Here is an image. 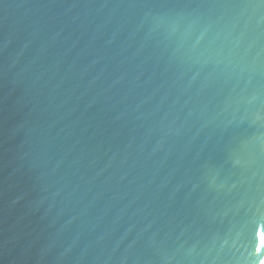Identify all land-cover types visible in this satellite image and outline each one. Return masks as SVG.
Returning a JSON list of instances; mask_svg holds the SVG:
<instances>
[{"label":"water","instance_id":"obj_1","mask_svg":"<svg viewBox=\"0 0 264 264\" xmlns=\"http://www.w3.org/2000/svg\"><path fill=\"white\" fill-rule=\"evenodd\" d=\"M264 0H0V264H262Z\"/></svg>","mask_w":264,"mask_h":264},{"label":"bare ground","instance_id":"obj_2","mask_svg":"<svg viewBox=\"0 0 264 264\" xmlns=\"http://www.w3.org/2000/svg\"><path fill=\"white\" fill-rule=\"evenodd\" d=\"M262 264H264V261H263V263Z\"/></svg>","mask_w":264,"mask_h":264}]
</instances>
